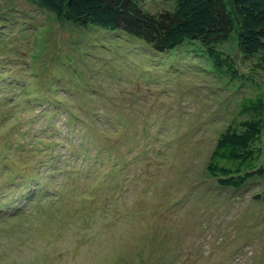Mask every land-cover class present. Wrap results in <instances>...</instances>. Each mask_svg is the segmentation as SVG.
Wrapping results in <instances>:
<instances>
[{"label":"rangeland","instance_id":"obj_1","mask_svg":"<svg viewBox=\"0 0 264 264\" xmlns=\"http://www.w3.org/2000/svg\"><path fill=\"white\" fill-rule=\"evenodd\" d=\"M215 47L264 91L235 36ZM203 49L160 55L0 0V264H264V183L206 171L257 90L217 79Z\"/></svg>","mask_w":264,"mask_h":264},{"label":"trees","instance_id":"obj_2","mask_svg":"<svg viewBox=\"0 0 264 264\" xmlns=\"http://www.w3.org/2000/svg\"><path fill=\"white\" fill-rule=\"evenodd\" d=\"M27 1L59 21L131 36L160 55L185 43L200 44L217 79L249 83L257 90L238 102L235 120L216 141L206 171L226 190L264 183V91L239 72L232 55L215 47L235 36L243 57L256 60L251 69L264 72V0H168L169 10L155 13L143 10L142 0ZM254 198L263 202L264 192Z\"/></svg>","mask_w":264,"mask_h":264},{"label":"bare ground","instance_id":"obj_3","mask_svg":"<svg viewBox=\"0 0 264 264\" xmlns=\"http://www.w3.org/2000/svg\"><path fill=\"white\" fill-rule=\"evenodd\" d=\"M12 85H13V84H12ZM17 85H18V84H17ZM68 99H69V98H68ZM48 103H49V102H48ZM41 106H42V105H41ZM38 122H39V121H38ZM34 123H35V122H34ZM46 123H47V122H46ZM61 138H62V137H61ZM112 156H113V155H112ZM113 157H114V156H113ZM113 157H112V158H113ZM98 165H99V164H98ZM99 167H100V166H99Z\"/></svg>","mask_w":264,"mask_h":264}]
</instances>
